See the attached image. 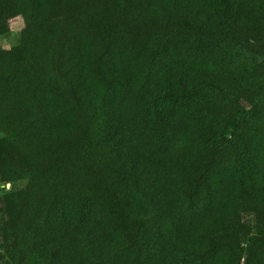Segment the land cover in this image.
<instances>
[{"label":"trees","instance_id":"obj_1","mask_svg":"<svg viewBox=\"0 0 264 264\" xmlns=\"http://www.w3.org/2000/svg\"><path fill=\"white\" fill-rule=\"evenodd\" d=\"M15 17L0 264H264V0H0V36Z\"/></svg>","mask_w":264,"mask_h":264},{"label":"rangeland","instance_id":"obj_2","mask_svg":"<svg viewBox=\"0 0 264 264\" xmlns=\"http://www.w3.org/2000/svg\"><path fill=\"white\" fill-rule=\"evenodd\" d=\"M23 27V22L20 17H15L11 19L8 22V29L9 32L7 35L0 36V46L3 47L6 51L10 53V55L15 54V37L16 34L22 29ZM25 182H21V185H24ZM10 188V183H7L4 185V189L8 190ZM8 219L6 217L0 216V224L1 226H5L8 224Z\"/></svg>","mask_w":264,"mask_h":264}]
</instances>
